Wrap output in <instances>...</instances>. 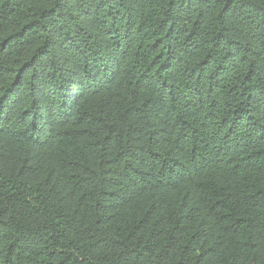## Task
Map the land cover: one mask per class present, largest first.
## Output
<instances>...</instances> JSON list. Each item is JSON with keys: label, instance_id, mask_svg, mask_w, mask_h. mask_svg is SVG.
Listing matches in <instances>:
<instances>
[{"label": "trees", "instance_id": "obj_1", "mask_svg": "<svg viewBox=\"0 0 264 264\" xmlns=\"http://www.w3.org/2000/svg\"><path fill=\"white\" fill-rule=\"evenodd\" d=\"M0 264H264V0H0Z\"/></svg>", "mask_w": 264, "mask_h": 264}]
</instances>
